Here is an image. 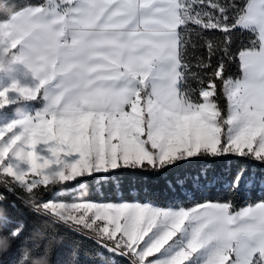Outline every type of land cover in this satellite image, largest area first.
<instances>
[{
    "label": "snow or ice",
    "instance_id": "obj_1",
    "mask_svg": "<svg viewBox=\"0 0 264 264\" xmlns=\"http://www.w3.org/2000/svg\"><path fill=\"white\" fill-rule=\"evenodd\" d=\"M238 29L253 38L233 54ZM0 32V74L13 77L0 90V110L16 100L43 102L32 115L17 109L0 126V185L22 190L36 213L131 264H264V201L239 210L230 200L178 209L60 203L42 201L48 189L40 187L120 169L199 164L198 175L177 180L199 188L219 181L209 180L206 165L222 158L264 166V0L242 7L220 0H44L11 12ZM206 32L221 37L207 39ZM196 39L206 40V57L189 52ZM236 58L241 75L233 78L228 65ZM17 70L32 83L21 85ZM256 186L264 191V170L244 166L227 184L233 193ZM21 231L0 235V253ZM43 256L35 254L38 264H47Z\"/></svg>",
    "mask_w": 264,
    "mask_h": 264
},
{
    "label": "trees",
    "instance_id": "obj_2",
    "mask_svg": "<svg viewBox=\"0 0 264 264\" xmlns=\"http://www.w3.org/2000/svg\"><path fill=\"white\" fill-rule=\"evenodd\" d=\"M221 3L244 6L247 0H220ZM44 0H0V20L5 19L11 12L25 6L39 5ZM207 39L221 37L219 32H206ZM253 34L248 31L236 30L233 34L231 51L233 54L249 45ZM197 47L189 48L193 56L206 57L205 39H196ZM216 63V58L213 59ZM228 75L238 78L241 75L238 58L228 65ZM218 82V81H217ZM193 87H196L193 82ZM41 103L40 99L36 102ZM221 106L227 109V101L221 97ZM21 109V105H14L7 109V113ZM248 167L253 172L264 170V166L255 161H244L237 157L222 158L216 163L208 164L209 180L219 177L216 184L208 187H194L191 182L181 186L177 180L184 175H198L202 166L185 165L179 169L173 168L161 172L120 169L115 174H94L91 177H80L76 181L41 185L48 191L42 194V201L72 202L76 200L92 202H147L162 208L178 209L191 208L206 201H231L236 210L264 201V191L258 186L249 187L239 193H233L227 187L232 172L239 167ZM171 182V183H170ZM209 181H201L202 185ZM36 191V190H34ZM0 235L10 230L22 227L19 238L11 249L0 253V264H38L35 254L43 253L47 264H104L98 256L102 253L111 264H131L130 260L118 254H110L98 245L94 239L77 233L72 229L57 223L50 216L36 213L25 204L27 194L20 189L9 192L0 185ZM7 217V223H3ZM27 252L28 259L25 260ZM75 253V255H74Z\"/></svg>",
    "mask_w": 264,
    "mask_h": 264
},
{
    "label": "rangeland",
    "instance_id": "obj_3",
    "mask_svg": "<svg viewBox=\"0 0 264 264\" xmlns=\"http://www.w3.org/2000/svg\"><path fill=\"white\" fill-rule=\"evenodd\" d=\"M14 78L19 81V83L21 85L23 84H31L32 82H29L26 80L25 75L23 72L17 70L14 74H13ZM12 76L6 75V74H0V90L9 87L11 82H12ZM9 99L10 100H16V96L15 94H11L9 95ZM14 105H21V109H19L21 112H23L25 115H32L34 114L37 110L42 109L43 107V102L40 101L36 102V100H32V101H24V100H16V103L10 104L9 106H7L6 108H4L3 110H0V126H4L10 122L13 121L14 117H15V112H10L7 113V109L11 106ZM56 202H60V203H73V202H85L83 200H76V201H72V202H63V201H57ZM87 202H92V201H87ZM62 224V223H60Z\"/></svg>",
    "mask_w": 264,
    "mask_h": 264
},
{
    "label": "clouds",
    "instance_id": "obj_4",
    "mask_svg": "<svg viewBox=\"0 0 264 264\" xmlns=\"http://www.w3.org/2000/svg\"><path fill=\"white\" fill-rule=\"evenodd\" d=\"M5 34L3 32H0V44L3 43L4 39H5ZM20 115H23L24 113L23 112H20L19 113Z\"/></svg>",
    "mask_w": 264,
    "mask_h": 264
},
{
    "label": "crops",
    "instance_id": "obj_5",
    "mask_svg": "<svg viewBox=\"0 0 264 264\" xmlns=\"http://www.w3.org/2000/svg\"><path fill=\"white\" fill-rule=\"evenodd\" d=\"M27 81L32 82L30 77H25Z\"/></svg>",
    "mask_w": 264,
    "mask_h": 264
}]
</instances>
